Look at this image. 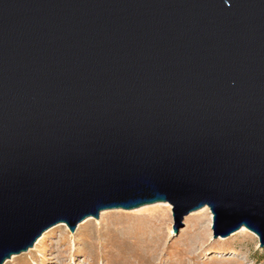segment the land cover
<instances>
[{
	"label": "water",
	"instance_id": "water-1",
	"mask_svg": "<svg viewBox=\"0 0 264 264\" xmlns=\"http://www.w3.org/2000/svg\"><path fill=\"white\" fill-rule=\"evenodd\" d=\"M154 202L264 245V0H0V264Z\"/></svg>",
	"mask_w": 264,
	"mask_h": 264
},
{
	"label": "rangeland",
	"instance_id": "rangeland-1",
	"mask_svg": "<svg viewBox=\"0 0 264 264\" xmlns=\"http://www.w3.org/2000/svg\"><path fill=\"white\" fill-rule=\"evenodd\" d=\"M173 222L172 205L154 202L100 211L74 231L58 223L3 264H264V245L245 227L213 237L207 206Z\"/></svg>",
	"mask_w": 264,
	"mask_h": 264
}]
</instances>
